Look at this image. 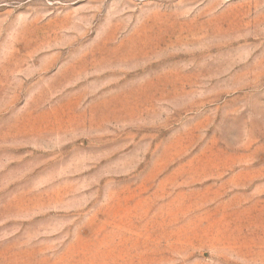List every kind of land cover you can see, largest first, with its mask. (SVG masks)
Listing matches in <instances>:
<instances>
[{"label":"rangeland","instance_id":"rangeland-1","mask_svg":"<svg viewBox=\"0 0 264 264\" xmlns=\"http://www.w3.org/2000/svg\"><path fill=\"white\" fill-rule=\"evenodd\" d=\"M0 264H264V0H0Z\"/></svg>","mask_w":264,"mask_h":264}]
</instances>
